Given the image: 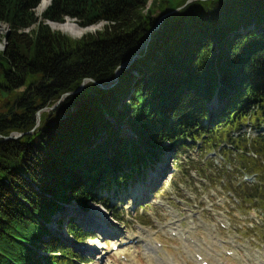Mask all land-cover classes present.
Wrapping results in <instances>:
<instances>
[{"label": "trees", "instance_id": "trees-1", "mask_svg": "<svg viewBox=\"0 0 264 264\" xmlns=\"http://www.w3.org/2000/svg\"><path fill=\"white\" fill-rule=\"evenodd\" d=\"M40 1L0 0V264L80 262L52 234L61 225L74 243L92 238L66 205H100L117 221L101 194L144 177L165 150L197 140L239 150L246 141L231 131L264 124V0H52L36 16ZM66 18L105 25L80 40L47 25ZM12 133L22 135L4 140ZM251 147L264 157V136ZM240 195L264 200V186Z\"/></svg>", "mask_w": 264, "mask_h": 264}, {"label": "rangeland", "instance_id": "rangeland-1", "mask_svg": "<svg viewBox=\"0 0 264 264\" xmlns=\"http://www.w3.org/2000/svg\"><path fill=\"white\" fill-rule=\"evenodd\" d=\"M35 14L40 15L36 9ZM65 22L76 25L69 18H66ZM104 25V23L91 25L92 27L84 29L85 34L77 38L70 36L71 34L68 35L69 33L63 34L74 40H80L87 34L100 31ZM7 30L6 26H0V34L6 33ZM129 61L124 70L131 65ZM210 105L211 103L209 108ZM213 139L214 141L222 140L220 134L215 135ZM209 142L211 141L187 142L188 146L180 151H175L173 148L167 149L165 154L169 157L163 156L159 163L166 162V172L154 188L144 192V197H141L144 199L140 201L134 200V192L145 190V183L154 173L156 164L154 167L150 165L144 171V177H133L127 181L126 185L116 188L115 196L103 192L101 196L108 197L109 206L115 210L114 215L119 218L114 221L109 215L107 216L106 224L117 231L114 236H111L112 238L88 232L92 234V239L83 243H74L61 225L60 227L52 226V234L59 241L73 247L74 254L80 257V262L76 264H162L159 260L157 261L158 258L172 260L171 264H196L193 260L194 253L199 250H201L199 254L208 264H258L260 262L256 256L261 262L264 261V200H253V207L248 204L243 205L240 200L238 206L235 207L232 204L233 201L238 203L236 197L232 198L234 194L232 192L230 194L225 185L216 178L220 166L223 165L230 171V174L225 173L224 177L230 186L236 187L241 182L243 174L239 171L235 172L234 167L240 166L241 159L229 152L223 154L224 163L221 164L214 158L215 162H219L217 165L214 164L210 159L211 154L219 148L220 144H228V142L222 141L216 148H206ZM246 176L251 175L246 174ZM252 176L254 180L262 181L264 186L262 166L257 165ZM190 196L193 200L189 199ZM204 201L208 202L204 204L202 203ZM194 205H197L199 209L205 208L201 217L202 222L198 218H194L192 223L186 219L187 223L182 224V230L186 231V234L195 242L201 243L203 249L191 248L189 243L184 246L178 236H172L171 232L176 230L170 229L171 226L167 225L177 213H186L185 210ZM72 208L77 214L71 213L67 216V211H71ZM90 209V212L83 213L89 215L93 209L101 210L102 208L100 205L93 204ZM64 212L65 219H73L85 231L84 225L74 219L82 213L74 203L66 205ZM105 215H107L106 212ZM80 218L84 219L82 216ZM219 221L225 223V229L219 228ZM145 234H149L146 241L140 242L139 237ZM145 243L160 245L156 252L151 251L152 258L144 256ZM113 246H116L117 250H112ZM187 248L190 252L185 251ZM87 249H92V252L86 253ZM225 251L231 255H226Z\"/></svg>", "mask_w": 264, "mask_h": 264}, {"label": "bare ground", "instance_id": "bare-ground-1", "mask_svg": "<svg viewBox=\"0 0 264 264\" xmlns=\"http://www.w3.org/2000/svg\"><path fill=\"white\" fill-rule=\"evenodd\" d=\"M49 2H50V0H41L40 1V3H39V5H38V7L36 8V10L41 14V13H43L44 12V10L48 7V5H49ZM45 8V9H44ZM47 23H49V22H47ZM67 23V24H66ZM69 22H64V23H49L50 25H51V27L54 29V30H60V33H66V34H68V35H70V36H74V38H77V37H80L82 34H85V32H86V30H84V29H88L89 27H92V26H88V27H85V28H78V26L77 25H74V24H68ZM57 25H60V26H57ZM73 25V26H72ZM75 26V27H74ZM77 27V28H76ZM59 32V31H58ZM72 36V37H73ZM127 63V62H126ZM125 63V64H126ZM124 65V64H123ZM124 69H126V67H124V68H122V69H120V70H124ZM129 70H130V67L128 68V70L126 71V72H129ZM90 80V79H89ZM92 81V80H91ZM166 170H167V164H166V162H163V163H161L157 168H156V170L154 171V173H152L151 174V176H150V178L146 181V183H145V190L144 189H141V190H136L135 192H134V195H133V198H134V200H136V201H140V200H142V199H144V198H141V197H144V192H147V191H149V189H151L152 187L154 188L156 185H157V183H159V180H160V178H161V176L166 172ZM73 210V211H72ZM72 210L71 211H67V213H68V215L67 216H69V214H71V213H73V215H76L77 214V212L75 211V209H73L72 208ZM90 212V211H89ZM65 213V212H64ZM83 213V212H82ZM79 213V215H77V216H75V218L74 219H77L78 221H80V223L82 224V225H84L83 226V228L84 229H86V230H89V231H91V232H93V233H97V234H104V236L105 237H107V238H112L111 236H114L116 233H117V231L116 230H114L112 227H110V226H108V225H106L105 223H103V221H101L100 222V224H97V223H95V222H92V221H90L89 219H91V217H93V216H96V217H98V218H100L101 220H103L102 219V217H104L105 218V212H104V210H98V209H93L92 210V213L91 214H89L91 217H89V215H88V218H86L87 217V215L85 214V213ZM84 217V219L82 220L80 217ZM94 219H95V217H93ZM99 230V231H98ZM102 232V233H101ZM149 236V234H145V236L143 235V237L141 236V237H139L140 238V240H141V242H143V241H146V237H148ZM178 236H179V239L182 241V244L184 245V246H186V245H189L190 244V247L191 248H196V249H203V247H202V245H201V243H197V242H195V241H192L191 240V238L190 237H187V236H185L184 234H182V233H179L178 234ZM143 239V240H142ZM189 243V244H188ZM192 244V245H191ZM218 244H220V242H218ZM145 246V248H144V256H146V257H151L152 258V255H151V251H153V252H156L157 250H158V247H160V245L158 244V243H155L154 245H150L149 243H145L144 244ZM202 247V248H201ZM210 247V246H209ZM212 247V246H211ZM185 251L186 252H190L189 250H188V248L187 249H185ZM199 251H201V250H199ZM199 251L198 252H196V253H194V262L196 263V264H201V263H203V262H205V260L204 259H202L201 258V260H199V258L201 257V255H199ZM86 253H91L92 252V249H87L86 251H85ZM254 255V254H253ZM197 256V257H196ZM255 256V255H254ZM256 258L259 260V262L260 263H258V264H264V261H260V258L258 257V256H256ZM160 261L162 264H171L172 263V260H168V259H157V261Z\"/></svg>", "mask_w": 264, "mask_h": 264}, {"label": "water", "instance_id": "water-1", "mask_svg": "<svg viewBox=\"0 0 264 264\" xmlns=\"http://www.w3.org/2000/svg\"><path fill=\"white\" fill-rule=\"evenodd\" d=\"M191 1H193V0H188L187 2H186V4L187 3H190ZM201 1H205V0H201ZM50 3H51V0H50V2H49V5H50ZM48 5V6H49ZM160 23V21L158 22V24ZM158 24L156 25V27H155V29L158 27ZM47 25L51 28V30H53L54 31V29L51 27V25L49 24V23H47ZM60 32V31H59ZM147 42V41H146ZM145 46H146V43L140 48V49H143V48H145ZM137 57V54L136 55H134L130 60L131 61H129L130 63H132V61H133V59L134 58H136ZM128 63V62H127ZM126 63V64H127ZM126 64H124V65H121V66H119L118 67V70H116V72H115V77H117L118 75H119V70L120 69H122V68H124V67H126ZM87 82H91V80H88V79H85V80H83V82L81 83V85H80V87L75 91V92H73V93H65V94H63V95H61V97L57 100V102L52 106V107H50V108H48V109H43V110H41V111H50V110H52L53 108H55V107H57L67 96H69L70 94H76V93H78V92H80V90L82 89V87L87 83ZM114 83H116V80H114L113 81V84ZM113 84H111V86H113ZM100 88H102V89H106V88H108L109 86H102V85H98ZM19 91H21V90H19ZM7 96H8V93L7 92H4V91H0V97L1 98H7ZM211 103V105H210V109L212 108V107H214V106H216L217 105V102L216 101H212V102H210ZM209 103V104H210ZM209 104H208V107H209ZM41 111H38L37 113H36V125H35V128L36 127H38L39 126V121H40V112ZM61 119H63V117H61ZM32 132V131H31ZM22 134H20V133H12V134H10V136H8V137H5L4 138V140H11V139H17L18 137H20ZM92 212V211H91ZM105 212V211H104ZM108 215H110L109 213H107V215H105V218L104 217H102V219L103 220H101L100 218H98V217H96L95 216V219L93 218V217H91L90 215H89V217H91V219H89L88 218V215H87V218L90 220V221H92V222H95V223H97V224H100V222L101 221H103V223H105L106 224V222H107V216ZM107 225V224H106ZM99 231V230H98Z\"/></svg>", "mask_w": 264, "mask_h": 264}]
</instances>
